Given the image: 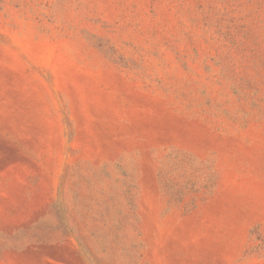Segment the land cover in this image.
I'll return each instance as SVG.
<instances>
[{
    "label": "rangeland",
    "instance_id": "374dc122",
    "mask_svg": "<svg viewBox=\"0 0 264 264\" xmlns=\"http://www.w3.org/2000/svg\"><path fill=\"white\" fill-rule=\"evenodd\" d=\"M0 264H264V0H0Z\"/></svg>",
    "mask_w": 264,
    "mask_h": 264
}]
</instances>
